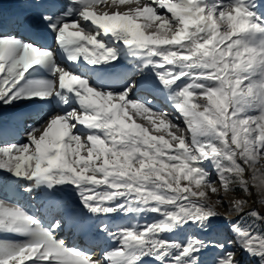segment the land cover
<instances>
[{"label": "snow or ice", "instance_id": "6c2138e0", "mask_svg": "<svg viewBox=\"0 0 264 264\" xmlns=\"http://www.w3.org/2000/svg\"><path fill=\"white\" fill-rule=\"evenodd\" d=\"M18 2L0 264H264V0Z\"/></svg>", "mask_w": 264, "mask_h": 264}, {"label": "rangeland", "instance_id": "374dc122", "mask_svg": "<svg viewBox=\"0 0 264 264\" xmlns=\"http://www.w3.org/2000/svg\"><path fill=\"white\" fill-rule=\"evenodd\" d=\"M126 6H121L120 9L125 8ZM0 8H2L3 12L10 16L14 13H24L25 11H28L27 9H25L24 5L20 2H18V0H0ZM7 10H10L9 12H7ZM169 111H171V109H168ZM0 112L4 113L5 115L8 112V109L6 108H0ZM137 122L138 123H146L145 121L137 118ZM183 126V125H182ZM217 187H219V185H217ZM221 195H223V191L221 190ZM215 199V197H213ZM243 198V194L240 193L239 191H237L236 193H232L229 192L228 195L224 196V200L227 202L230 199H242ZM19 200V198H17ZM23 200H26L30 203V201L27 198H23ZM19 202L24 205L25 207H27L29 204H25L22 201L19 200ZM222 213L227 214V208H220L219 209ZM234 216H229V219H234ZM142 222V221H141ZM72 235H70L69 233L65 232L61 235V239H64L68 244H72L75 243V238H73L71 240ZM6 238H14V237H6Z\"/></svg>", "mask_w": 264, "mask_h": 264}, {"label": "bare ground", "instance_id": "6f19581e", "mask_svg": "<svg viewBox=\"0 0 264 264\" xmlns=\"http://www.w3.org/2000/svg\"><path fill=\"white\" fill-rule=\"evenodd\" d=\"M109 2H110V0H109ZM126 7L125 8H123V9H120L121 11H124V10H126L127 9V7H129V6H127V5H125ZM130 7H135V5H131ZM25 12H27V11H25ZM71 237V240L74 238L73 236H70Z\"/></svg>", "mask_w": 264, "mask_h": 264}]
</instances>
